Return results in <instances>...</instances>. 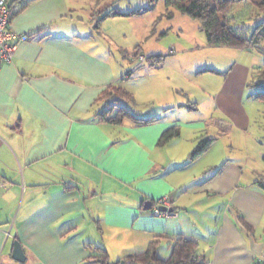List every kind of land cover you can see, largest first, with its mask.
I'll list each match as a JSON object with an SVG mask.
<instances>
[{"label": "crops", "instance_id": "obj_1", "mask_svg": "<svg viewBox=\"0 0 264 264\" xmlns=\"http://www.w3.org/2000/svg\"><path fill=\"white\" fill-rule=\"evenodd\" d=\"M8 1L12 28L28 37L0 69V264H101L104 255L131 264L157 240L166 259L178 235L198 242L201 264H264V172L214 151L236 66L214 96L222 115L185 125L193 107L175 97L144 113L114 94L131 93L112 27L129 12L98 19L94 0ZM247 78L245 69L237 101ZM119 105L133 115L108 120ZM173 127L179 134L161 143ZM203 138L211 145L191 158ZM164 196L177 214L155 213Z\"/></svg>", "mask_w": 264, "mask_h": 264}, {"label": "rangeland", "instance_id": "obj_2", "mask_svg": "<svg viewBox=\"0 0 264 264\" xmlns=\"http://www.w3.org/2000/svg\"><path fill=\"white\" fill-rule=\"evenodd\" d=\"M94 1L98 19L105 18L114 7L129 12L115 19L118 21L112 27L121 45V59L125 60L131 72L128 80L138 111L146 113L158 108L169 96L175 97L178 103H184L186 108H194L181 109L184 110L185 125L195 119L208 121L213 116L222 115L216 108L214 96L226 73L236 66L230 72L233 90L226 107L231 117L227 114L222 118L225 123L218 131L225 137L215 140L214 151H225L232 161L243 163L247 172L259 170L263 173L264 99L256 97L257 88L249 86H246L242 100L237 101L236 96H239L237 89L244 70L247 69L248 85L253 72L264 67V37L252 40L243 48L211 46L201 28V21L174 6L166 5L165 0H156L154 4L149 0ZM260 2L249 0L245 4L241 0L232 9L231 14L245 10V15L239 16L234 23L241 24L243 20L249 26L248 34L261 19L259 14L262 11L254 5ZM136 9H141V12H133ZM261 27L264 28V24ZM260 34L264 36L262 30ZM123 47L128 50H123ZM159 54L163 59L157 58L155 69H150L148 59H140V55L149 58ZM208 68V72L200 71ZM159 83H162L163 92L155 90L153 84L159 86ZM244 125L249 129L247 132ZM229 130L233 132V138L229 137ZM199 133L202 134V131ZM208 133L220 136L216 130Z\"/></svg>", "mask_w": 264, "mask_h": 264}, {"label": "trees", "instance_id": "obj_3", "mask_svg": "<svg viewBox=\"0 0 264 264\" xmlns=\"http://www.w3.org/2000/svg\"><path fill=\"white\" fill-rule=\"evenodd\" d=\"M149 1L154 4L156 0ZM238 1L240 2L241 0H165V3L166 5L174 6L185 14L199 19L201 21V28L205 31L209 45L243 48L247 43H251L252 40L264 37L260 34V30H262L264 34V28H260V26L264 24V0H261L258 4H254L262 11L259 16L261 18L260 20L263 21L260 22L259 20L258 23L253 26L250 34H248L249 26L244 24L243 20H241L243 22L241 24L234 23L235 21L237 22L236 19L239 16L245 15L244 9L240 12L231 14L234 4ZM247 1L249 0H244V3L246 4ZM159 57L163 59L161 54L158 56L151 55L147 59L150 65H156L155 62H158L157 58ZM248 85L249 87L257 88L256 97L264 99V67L253 72ZM107 93L108 92L105 91V95ZM114 94L118 95L120 98H126L134 102L132 93L122 87L116 88ZM119 97L114 99V101L120 99ZM113 105L118 104L114 103ZM131 115L133 114L127 107L119 105L116 114L106 118L111 121H120L125 116ZM152 119L154 118H139L136 121H152ZM178 134L179 131L176 128H170L163 133L160 142L166 143ZM212 141L213 138L201 139L191 152V158H196L201 155L211 145ZM157 245L158 240L151 242L144 252L131 254L129 256V261L131 264H201L204 262L197 253L198 242L191 237L183 235L174 237L171 243V254L166 259L157 255ZM100 261L101 264H111L106 255H104Z\"/></svg>", "mask_w": 264, "mask_h": 264}, {"label": "built area", "instance_id": "obj_4", "mask_svg": "<svg viewBox=\"0 0 264 264\" xmlns=\"http://www.w3.org/2000/svg\"><path fill=\"white\" fill-rule=\"evenodd\" d=\"M27 35H20L12 28V9L8 0H0V69L5 63L11 62L18 47V40H26ZM146 56L140 55L141 60H146ZM264 187V177L261 180ZM157 207L155 213L158 215L171 216L177 214L170 207L168 197H161L156 200ZM166 206V210L162 209Z\"/></svg>", "mask_w": 264, "mask_h": 264}, {"label": "water", "instance_id": "obj_5", "mask_svg": "<svg viewBox=\"0 0 264 264\" xmlns=\"http://www.w3.org/2000/svg\"><path fill=\"white\" fill-rule=\"evenodd\" d=\"M163 210H166V206L162 207ZM14 257L19 259V260H24V253H23V249L21 247V244L18 241H15V245H14V253H13Z\"/></svg>", "mask_w": 264, "mask_h": 264}]
</instances>
